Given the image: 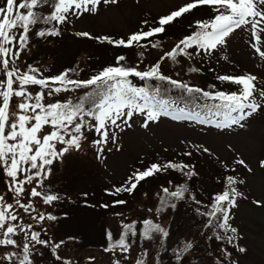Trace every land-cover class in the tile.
Wrapping results in <instances>:
<instances>
[{"label":"snow or ice","instance_id":"obj_1","mask_svg":"<svg viewBox=\"0 0 264 264\" xmlns=\"http://www.w3.org/2000/svg\"><path fill=\"white\" fill-rule=\"evenodd\" d=\"M119 0H6V6L0 7V166L6 170L14 187L15 205L24 212H35L37 209L32 203L33 198H38L44 205H51L59 199L56 194L38 190L43 187L51 166L55 160L62 157L69 150H80L87 133L94 132L98 137L92 141L97 147V159L103 158L105 146L111 142L118 143L117 130L124 131L131 128V121L136 116L142 117L141 127L148 128L151 123H158L160 118L170 117L173 121L189 120L201 124L212 123V117L223 115V120L216 122L217 128H228L233 125L243 127L242 122L251 117L262 106L256 102L257 96L264 100V87L256 83L258 77L252 74L242 76L221 75L217 79L240 86L239 92L225 93L223 91L209 92L165 76L160 71V63L152 65L147 71H140L137 67L125 66L124 55L117 56L115 65L103 68L87 80H74L69 78L68 70L52 77H43L40 70L32 65H26V70L18 66L22 53L28 48L30 34L37 25H51L40 28L34 35L40 38L60 35L59 25L71 23L72 18L79 19L84 14H96L99 6L115 5ZM199 6H208L215 15L207 21H196L191 34L181 39L171 50L164 53L161 60L170 58L176 61L178 56L191 59L196 56H212L219 48L226 47L228 38L238 29L247 28L250 33L249 44L254 53L264 61V0H192L167 15L159 17L155 22L157 26L149 27L147 31L141 28L132 32L126 38L114 39L109 36L93 37L89 32H77L76 35L88 39H96L101 43H108L114 47L131 48L143 47L142 41L158 36L166 30V26L177 22L185 14ZM49 11H40L43 8ZM147 26L148 21L142 22ZM160 46V41L151 43L152 48ZM191 50V51H190ZM143 56V53H140ZM226 59V57H224ZM191 71H199L191 69ZM131 77L144 81L143 86L133 83ZM161 83L152 84L150 81ZM58 84L54 91L74 90L78 88L90 89L76 101L68 100L64 103L45 105L42 103L45 93L33 94L29 91L32 86L49 89ZM67 85L73 86L69 89ZM215 87V86H213ZM179 89L184 97L180 106L178 100L170 95L172 89ZM14 97L21 98L17 104L20 112H12L10 105ZM203 98L205 101H219L213 107L207 103H198ZM191 105V108H189ZM200 110L197 111L196 109ZM206 110V111H205ZM235 113V115H233ZM52 130L45 133V127ZM57 145L61 147L58 149ZM119 151V147H117ZM203 153L211 155L208 148L200 146ZM184 155L191 156V152ZM236 164L242 165L249 172L252 171L243 159H237ZM223 164V162H222ZM227 168V165H223ZM264 168V160L260 161ZM181 172L187 179L196 176L194 165L167 162L151 164L144 170L133 172L120 186L114 187L109 195L117 196L121 193L131 195L140 181L152 177L163 170ZM244 180H237L231 175L224 179V189L212 197L209 210L200 215L207 217L205 228L212 230L215 240L221 242L220 255L215 258L214 264H239L232 258L233 248L240 254L247 253V248L240 246L239 230L232 224V210L238 206L239 198H246L237 188V184H244ZM26 185H33L26 189ZM162 206L168 199H183L188 188L179 185L175 190L162 189ZM85 195H87L85 193ZM28 200L22 202V197ZM195 199V197H192ZM126 200L116 199L114 205L126 204ZM200 203V201H196ZM258 207L264 206L261 201L254 200ZM108 207V205H103ZM171 208L176 204L171 203ZM157 209V211H161ZM199 212V209L197 210ZM122 215V214H117ZM34 220H56L57 217L43 212L32 217ZM141 228L137 229L136 222L124 223L121 221V230L114 238L108 232V246L105 252L118 254L122 259L114 256L112 264H123L129 259L137 237L141 241H152L159 236L161 248H165V241L169 236L166 228L152 219L140 222ZM32 225L19 222L18 212L13 204L5 203L0 197V247L9 246L17 251L5 252L0 260L6 264H33L31 250L34 245L47 246L48 241L40 238V233L32 231ZM24 234L27 242L20 244L15 236ZM212 237H210L211 239ZM59 247V245H56ZM193 248L191 242L184 243L179 248L167 249L175 259V264H182L185 254ZM55 251V249H53ZM149 253L145 248L137 255L135 264H146ZM59 259V257H57ZM94 259V258H89ZM66 264H71L67 261ZM156 264H162L159 253L156 255Z\"/></svg>","mask_w":264,"mask_h":264},{"label":"rangeland","instance_id":"obj_2","mask_svg":"<svg viewBox=\"0 0 264 264\" xmlns=\"http://www.w3.org/2000/svg\"><path fill=\"white\" fill-rule=\"evenodd\" d=\"M187 2H192V0L143 1L141 6L149 11H154L149 15L154 18L160 13L167 15L176 9L173 7ZM1 3L2 0H0V7L6 6V3ZM140 11V9L129 7L121 1L117 5L102 8L100 12L93 16L72 19L71 23L68 24V29H71L73 34L66 36L63 43L68 58H71L69 53L72 52L75 56L83 55L88 46L93 48V55L104 57L107 53L105 51L106 46L101 48L88 41V38L75 36V34L86 31L91 35L105 32L126 36L129 32L136 30L135 25ZM167 34H173L176 38L180 34V24L170 26ZM262 39H264V34H262ZM167 40V42L161 43L162 55L178 42V40ZM249 40L250 33L248 29H238L228 38L226 47L219 48L214 52L215 63L208 66L203 72H199L194 76V71H191L193 68L183 65L179 70L173 68L171 73L177 72L183 80L193 75V83L197 86L200 79L206 76L213 82V85L219 83L221 88L217 91L225 93L239 92L241 88L230 82L219 81L217 77L221 75L242 76L252 74L258 77L256 82L258 86L264 87V61L254 53ZM261 47L264 50V44ZM117 51L120 50H114L112 53ZM197 59L199 60V58ZM82 91V88H78L52 97L44 95L42 103L47 105L64 103L68 100L76 101ZM36 93L40 92H34L33 94ZM20 102H22L21 98L14 97L12 99L10 105L12 112H20L17 107ZM259 103L264 105V100L259 98ZM255 114L257 116L248 117L242 122L243 127L232 126L228 127L227 131L213 129V126L210 125L205 126V128H198L190 125L189 122L181 123V121H173L170 117L163 116L158 123H151L148 128H142L140 126L142 117L136 116L131 121L133 125L131 128H127L122 132L117 130L118 143L112 144L109 142L105 146L102 159H97V147L92 144V141L98 137L94 132H90L88 144L84 146L81 153L70 154L61 163L54 166L60 169L61 173L59 177L51 178V182L57 188L62 189L63 193L56 195L68 197L65 200L66 207L59 202H54L53 208H51L49 205L41 203L38 198H33L32 203L37 211L26 213L23 209H19L15 205L14 184L11 178L7 176L3 166H0V197H3L5 203L13 204L18 212L21 224L32 225L31 230L39 232L40 238L48 241L49 245L47 246L34 245L32 247L31 259L33 264H63V262L66 264L67 261H71V264H102L101 262L111 259L112 256H116V258L120 256L105 252V248H101V245H99L98 251L91 249V244L96 243V238L101 235L102 229H100V226L98 229V224L91 217L79 213L80 205L78 202L72 204V194L81 199L89 196V198L96 201L99 195L102 194V188L109 186V181L116 182L119 179L120 182H125L126 178L124 176L127 171L132 174L137 170L146 169L153 163L163 165L181 158L184 164L194 165V171L197 173L191 179L185 177L183 181V183L189 185L188 187L191 190L187 193L190 195L191 206L193 196L202 195L203 192L210 194L209 191L211 190L221 192L224 189L221 188V185L225 179V174H232L239 180L245 181L244 184H238V190L246 198L238 199V206L232 210L233 219L231 222L239 230L241 236L240 246L246 247L248 251L245 254H240L233 248H229H231L235 256L234 259L238 260L239 264H264V206L258 207L253 203L254 200H257L264 204V168L260 167V161L264 160V106ZM200 146L208 148L211 155L203 153ZM60 147V145H57L58 149ZM117 147H119V151ZM186 150H190L192 155H184ZM87 151L92 153L93 158L91 153ZM237 159H243L252 171L249 172L240 165L241 171L232 173L230 169L233 168ZM223 165H227V168ZM218 176L219 180H216ZM149 179L152 180L147 182L150 185V191L146 197L139 196L137 201H145L146 204L152 205L153 212L161 208L167 211L166 213H157L156 216H159L162 226L168 230L172 223L180 219V213L172 212L174 209L168 206L173 203L171 198L168 199L167 204L162 206L161 197L156 196V193L153 195V190L156 189L158 183L165 185L168 183V179L175 182L177 178L174 171L168 169L149 177ZM194 181L199 188L195 191L192 189L195 185ZM49 183L50 180L46 179V192L53 194L51 188L48 187ZM163 188V186H159L157 188L158 192L163 193ZM38 190L41 191L40 188ZM65 192L71 194H65ZM201 199L202 201H208L209 198L202 195L199 197V200ZM27 200V196L22 197V202ZM134 202L128 205V209L131 213L136 214ZM194 206L196 207V204ZM82 209L84 212H88L87 206H83ZM40 212L51 214L57 219L43 222L32 219L27 224V218L34 217ZM64 214H68V216L64 217ZM138 214L144 217L143 209ZM77 217L78 222L75 224L73 218ZM106 223L114 228L115 233L119 231L118 223L114 218H107ZM14 239L20 244L27 242L22 233L15 236ZM77 243H81V248H75ZM56 245H59V247H56ZM17 250L10 247L5 252ZM5 252H1L0 248V256H3ZM136 255L137 250L133 247L129 259L123 263L132 262ZM89 258L94 259L90 260ZM0 264H6V262L0 260ZM12 264H16L15 260Z\"/></svg>","mask_w":264,"mask_h":264},{"label":"trees","instance_id":"obj_3","mask_svg":"<svg viewBox=\"0 0 264 264\" xmlns=\"http://www.w3.org/2000/svg\"><path fill=\"white\" fill-rule=\"evenodd\" d=\"M46 8V7H45ZM45 8L41 9L40 11L47 13ZM201 13H206V10H202ZM189 20H185L183 24L190 25V20L191 19H199L201 17V14L199 10H193L190 12L187 16ZM183 19V18H182ZM182 19H179L177 22H174L170 26H175L180 24V33L177 35L178 40L182 38V34H184V31L182 30ZM195 26V24L193 23ZM46 27H51V25L48 26H41L38 25L37 28H46ZM171 36V34H170ZM172 38L175 36L172 35ZM157 40L160 41L159 38H154L152 43H155ZM180 57V56H178ZM177 57V59H178ZM176 59V60H177ZM124 65L127 64L126 61L122 62ZM73 73V71H72ZM75 78V77H73ZM90 91V89H87L83 93H80V96H82L85 92ZM177 92L181 95L184 96V94L177 89ZM79 96V97H80ZM209 107H213L215 104L219 103V101H213V100H207L205 101ZM204 102V103H205ZM182 106H184L182 102ZM189 108H191V105H189ZM197 111L200 109L197 108ZM206 111V110H205ZM213 111H215L213 107ZM88 144V139L83 141V146L80 150H69L67 152L66 156L70 154H76V152L81 153L84 146ZM61 171L58 168H54L51 170L50 176H48L47 180H50L49 183V188L53 191L54 189V184L51 182V178L53 177H59ZM193 178V177H192ZM185 179V176L183 175L180 177V184L179 185H185L188 188V191L191 192L189 189V185L186 183H183ZM46 183V182H45ZM43 181V187L42 191L46 192L44 189V186L46 184ZM194 187L192 188L193 191L199 189L197 183L194 181ZM176 189V188H175ZM174 189V190H175ZM150 191V185L144 182H140L136 188V190L129 195L128 193H123L121 197L119 196H113L112 201H107L105 198L104 194H100L98 199L96 201L92 200L89 198V196H86L84 198H74V196H71L72 203L76 204L77 202L80 205L79 213L88 215L91 217V219L98 224V229L100 226V229H102L101 235H98L96 238V243L91 244V249L93 250H99V245H101V248H106L108 246L109 241L107 240V233L112 232L114 238L117 237L119 231L121 230V221L124 223H130V222H136L137 223V229L139 230L142 226L140 224L141 221L144 219H152L154 222L159 223L162 226V221H159V216H156V214H161V213H166L167 211L161 210V211H154L152 209V205L146 204L145 201H139V204L137 205L138 207L136 208V214L125 217V215H117L119 214H124L128 210V205L133 202L137 201L138 197H146L148 192ZM187 192V193H189ZM187 193H185V196L183 199L180 200H172L173 203L176 204V207L172 212H177L180 213V219L177 220L175 223H172L171 226L168 228L169 236L165 241V248L167 249H172V248H179L182 246L184 243L191 242L193 244V248L185 254L184 260L182 264H214L215 258L220 255V249L216 250V248L221 243L220 241L215 240L213 236L212 230L206 229L205 228V221L207 217L200 215L201 212L208 211V205H210L211 200L208 204L204 205L205 202L199 200V198L193 199V203L191 206V203L189 201V196ZM92 195V194H91ZM215 195V194H214ZM213 195V196H214ZM116 199L120 200H126V204H120V205H114L113 201ZM196 201H200V203H196ZM57 202V201H56ZM53 204V203H52ZM196 204V207L194 206ZM103 205H108V207H104ZM204 205V206H203ZM87 206L88 212H84L82 207ZM199 209V212L197 211ZM143 209L144 217L140 216L138 212ZM146 209V210H145ZM171 212V211H168ZM68 214H64V217H67ZM114 218L115 221L118 223L119 231L115 233L113 230L114 228L110 227L106 221L107 218ZM184 219V220H183ZM75 221V224L78 222V217L73 218ZM163 227V226H162ZM97 229V231H98ZM95 237V235H94ZM210 237H212L210 239ZM137 243L133 245L134 248L137 250V255L141 254L143 250L146 248L148 250V253L151 254V256L148 255L146 259V264H156V255L159 253L160 255V260L162 264H175V259L173 254L170 251H165V248L160 247L159 243V236L157 235L156 238L152 241H141L137 237ZM49 245V244H47ZM98 247V248H96ZM1 248V252L7 251L8 248ZM76 249L81 248V243H77L75 246ZM216 251L219 252V255L216 253ZM229 251L232 252L231 248H229ZM50 254H52L50 251H48ZM136 256L134 258L136 259ZM116 257V256H115ZM234 255L232 253V258L234 259ZM114 256L109 258V260L101 262L102 264H112ZM122 259L121 257H119ZM155 258V259H154ZM135 259L132 262H127V264H135ZM64 264V262H63ZM126 264V263H123Z\"/></svg>","mask_w":264,"mask_h":264}]
</instances>
